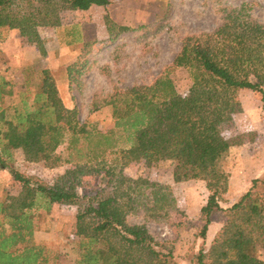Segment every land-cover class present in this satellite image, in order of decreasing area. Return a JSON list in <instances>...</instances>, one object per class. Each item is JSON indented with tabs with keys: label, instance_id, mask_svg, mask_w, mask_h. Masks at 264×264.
Listing matches in <instances>:
<instances>
[{
	"label": "trees",
	"instance_id": "obj_1",
	"mask_svg": "<svg viewBox=\"0 0 264 264\" xmlns=\"http://www.w3.org/2000/svg\"><path fill=\"white\" fill-rule=\"evenodd\" d=\"M108 0H0V38L18 29L28 42L40 46L37 28L60 27V12L106 5ZM219 21L209 31L182 37L179 50L150 83L133 84L109 94L113 126L127 146L117 147L109 134L87 129L76 107H66L48 68L32 71L18 100L13 83L0 74V170H8L19 183L16 194L0 196V264H44L43 246L33 240L43 214L54 203L78 205L72 264H181L165 241L156 240L144 224L131 223L128 214L174 209L167 185L122 173L130 162L147 164L170 160L172 179L203 180L208 191L200 209L204 239L216 217L221 226L207 247L200 246L188 264H264V174L224 205L228 174L223 157L229 141L220 124L242 111L236 93L256 91L264 111V22L254 18L242 3L220 7ZM128 29L120 26L119 31ZM117 33V32H116ZM188 70L192 83L179 94L170 77L178 68ZM69 77L78 72L67 67ZM67 143L63 158L57 148ZM111 151L114 166L103 167L106 184L93 194L79 195V175L97 171L86 162ZM19 151L28 162H73L71 177L47 186L11 167ZM141 208V210H139Z\"/></svg>",
	"mask_w": 264,
	"mask_h": 264
},
{
	"label": "rangeland",
	"instance_id": "obj_2",
	"mask_svg": "<svg viewBox=\"0 0 264 264\" xmlns=\"http://www.w3.org/2000/svg\"><path fill=\"white\" fill-rule=\"evenodd\" d=\"M244 3L249 13L264 22V0H108L106 5H91L86 10L65 9L60 12L61 26L37 28L40 42H28L18 29H10L0 38V74L13 83L10 104L18 100L26 80L34 79L32 71L48 68L53 76L63 104L76 107L78 117L87 129L111 137L117 147L127 146L124 137L113 126L112 107L105 98L116 89L133 84L150 83L160 68L171 61L179 50L181 39L189 33L209 31L219 21L220 7H237ZM120 26L128 29L119 31ZM117 32V33H116ZM76 64L78 72L69 77L67 67ZM29 77V79H27ZM179 94H184L192 80L187 68L178 67L170 73ZM242 111L230 121L220 124L229 141L223 157L228 174V190L224 205L233 202L250 184L251 179L264 174V111L261 96L250 89L236 95ZM67 143L56 152L66 154ZM88 160L86 169L97 171L79 175L76 190L79 195L93 194L105 186L107 176L103 167L114 166L111 151ZM11 167L32 176L47 186L71 177L68 171L78 166L73 162H28L19 151L13 153ZM170 160L147 164L144 160L130 162L122 173L131 178H146L167 185L175 207L168 212H155L156 217L142 212L129 213L128 221L144 224L151 235L165 241L181 264L200 246L207 247L221 226L211 217L206 237L200 236L204 221L200 209L208 191L205 182L190 179L174 182ZM19 183L8 170H0V196L16 194ZM77 204L54 203L42 215L39 228L33 233L35 243L43 246L44 264H72ZM141 210V208H139ZM264 260V245L259 247Z\"/></svg>",
	"mask_w": 264,
	"mask_h": 264
}]
</instances>
